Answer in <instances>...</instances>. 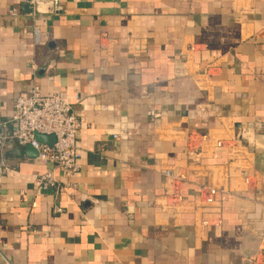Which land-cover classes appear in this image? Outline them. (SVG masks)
Segmentation results:
<instances>
[{"label": "crops", "instance_id": "0c3cea01", "mask_svg": "<svg viewBox=\"0 0 264 264\" xmlns=\"http://www.w3.org/2000/svg\"><path fill=\"white\" fill-rule=\"evenodd\" d=\"M30 1L0 0V142L39 86L81 121V171L38 190L49 166L0 163V264H264V156L235 128L264 136V0Z\"/></svg>", "mask_w": 264, "mask_h": 264}, {"label": "built area", "instance_id": "2783aa9c", "mask_svg": "<svg viewBox=\"0 0 264 264\" xmlns=\"http://www.w3.org/2000/svg\"><path fill=\"white\" fill-rule=\"evenodd\" d=\"M31 5L36 10L45 0H31ZM50 5L54 11L60 9V0H52ZM36 43L39 45V37ZM33 71H36V64L32 62ZM15 131L13 139L19 146L31 145L39 152V163L49 166L45 174L41 175L36 182L38 190L54 189L58 186L55 178V171H61L67 178H74L81 171V153L78 147V134L81 128V121L74 113L73 106L64 98L54 95H43L39 86H34L27 97H20L14 104V115L10 121ZM54 135L56 141L53 147L40 144L36 141L35 135ZM117 139V137H116ZM209 139V134L195 133L188 137V157L198 159L201 150V143ZM222 142L217 143L221 148ZM165 177L176 184L185 180L176 171H166ZM219 192L214 187H202L200 194L207 193V203H215L216 194ZM183 198L179 190L172 194V204H176ZM58 213L62 212L57 209Z\"/></svg>", "mask_w": 264, "mask_h": 264}, {"label": "water", "instance_id": "95a60500", "mask_svg": "<svg viewBox=\"0 0 264 264\" xmlns=\"http://www.w3.org/2000/svg\"><path fill=\"white\" fill-rule=\"evenodd\" d=\"M235 128L237 131L236 138L242 146L247 149V152L252 153L254 156H264V136H256L251 129H242L241 124H236ZM35 139L38 143L48 145L51 148L56 141V137L54 135L45 136L36 134ZM22 159H28L39 163V152L31 145L26 147L19 146V144L16 143L12 137H10L7 142H0V163L7 164V160ZM246 175L247 174L245 173L243 174V176ZM218 195L219 192L216 194L215 202ZM214 204L215 203H206L205 205L212 206ZM258 208L262 209V211L264 210L263 206H259Z\"/></svg>", "mask_w": 264, "mask_h": 264}]
</instances>
